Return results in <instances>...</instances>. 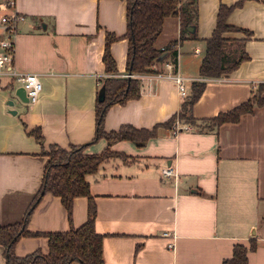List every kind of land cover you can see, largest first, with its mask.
<instances>
[{"label": "crops", "instance_id": "obj_1", "mask_svg": "<svg viewBox=\"0 0 264 264\" xmlns=\"http://www.w3.org/2000/svg\"><path fill=\"white\" fill-rule=\"evenodd\" d=\"M239 0H197L196 39L178 42L177 18L164 20L155 46L163 49L177 41L176 73L205 88L192 107L193 129L174 136L159 126L144 146L130 141L109 148L127 158L103 162L86 175L96 208L95 230L103 235L104 264H222L237 244L256 248L247 252L246 264H264V106L241 115L237 123L209 128L210 118L246 101L252 89L264 83V3L244 0L226 24L241 31L223 34L243 40L249 59L230 74L202 78L198 71L204 40L211 36L220 5ZM18 23L12 69L38 74L42 83L34 104L13 96L16 84L0 78V226L20 222L38 192L48 157L29 135L39 128L46 149L88 144L87 154L107 147L105 139L90 143L96 131V100L101 79L123 77L128 40L125 0H14ZM119 37L110 45L116 73H105L102 61L105 35ZM247 32V33H246ZM199 52L196 53L195 50ZM140 80V95L115 104L105 113V132L121 126L152 129L181 111L183 100L175 82L155 62ZM12 85V87H10ZM264 97V92L262 93ZM13 100L15 115L6 102ZM171 165L178 176L163 179L160 169ZM87 218V199L73 200L71 220L59 197L45 194L27 223L31 232H67ZM174 235L165 237L164 233ZM173 243L168 248L169 242ZM48 253L45 237H22L13 248L17 257ZM0 264H7L0 245Z\"/></svg>", "mask_w": 264, "mask_h": 264}, {"label": "trees", "instance_id": "obj_2", "mask_svg": "<svg viewBox=\"0 0 264 264\" xmlns=\"http://www.w3.org/2000/svg\"><path fill=\"white\" fill-rule=\"evenodd\" d=\"M244 0H239L230 6L220 5L218 8L215 27L211 36L204 40L205 47L201 59L198 74L202 78H220L235 71L239 65L248 60L245 53L243 40L228 39L223 36L230 31H241L238 28L226 24L230 12L239 7ZM127 12L126 33L122 36L128 40V53L126 60V72L143 74L149 71L157 59L164 56L175 63L177 52L172 47L177 41L159 49L155 46L156 39L161 32L163 22L168 17H175L180 26L178 42L189 38L196 39L197 0H125ZM264 3V0H262ZM192 27L191 32L188 28ZM247 33V32H246ZM119 39L118 36L106 33L102 61L105 73H116L115 62L110 54V45ZM105 88V97L102 102L96 100V131L90 143L99 139L107 141V147L98 154H87L85 148L88 144L70 146L63 149L56 145H50L46 149L42 145V136L39 128L28 132L41 144L42 155L48 157L40 188L28 206L23 219L20 222L0 226V245L4 248L7 264H104L102 254L103 235L95 230L96 208L90 195L89 183L86 175L95 174L100 165L110 158H127L124 154L113 152L109 146L118 141H130L137 147L156 136L159 126L171 127L175 116L166 122L154 126L152 129H136L123 125L117 131L105 132L103 120L106 111L115 104L137 99L140 95V80L136 77H105L101 79L100 86ZM12 87V85H10ZM205 83L192 81L190 91L181 104L179 116L182 120L194 123L192 107L199 99ZM264 83H259L256 89H252L251 96L238 106L218 113L207 120L208 127L218 128L224 123H237L241 115L252 114L255 107L264 106ZM45 194L59 197L67 218L71 220L73 200L77 197L87 199V218L78 228H70L67 232H31L27 229V223L32 210ZM45 237L47 239L48 253L42 255L35 252L25 257H17L13 248L22 237ZM256 243L250 241L246 248L237 244L233 247L232 255L224 259L222 264H246L247 252L254 251Z\"/></svg>", "mask_w": 264, "mask_h": 264}, {"label": "built area", "instance_id": "obj_3", "mask_svg": "<svg viewBox=\"0 0 264 264\" xmlns=\"http://www.w3.org/2000/svg\"><path fill=\"white\" fill-rule=\"evenodd\" d=\"M23 19L24 17L14 10V0H0V78L5 75L10 76L15 84L24 88L28 99L27 104H34L37 102L42 90V83L39 75L35 73L17 72L11 67L15 53V38L17 36L18 23ZM172 47L176 50L177 44ZM195 52L198 53L199 50L196 49ZM162 63L168 72H159L157 77L171 78L176 84L179 97L184 100L187 96L185 79L176 73V66L172 60L165 59ZM123 77L133 78L135 74L127 73ZM170 128L172 134L176 136L181 132L191 131L194 127L191 123L182 120L179 113H177ZM160 175L163 179L172 178L175 183L177 182L178 173L175 167L171 165L161 168ZM163 235L172 239L174 238V235L168 232ZM167 247H173L172 241L167 244Z\"/></svg>", "mask_w": 264, "mask_h": 264}, {"label": "water", "instance_id": "obj_4", "mask_svg": "<svg viewBox=\"0 0 264 264\" xmlns=\"http://www.w3.org/2000/svg\"><path fill=\"white\" fill-rule=\"evenodd\" d=\"M193 30L192 27H189L188 28V31L191 32ZM164 60V56L160 57L159 59H157V62H161ZM13 96H15L21 103L23 104H27L28 103V99H27V96H26V93H25V90L22 86H16L14 88V91H13ZM104 97H105V88L103 85H101L97 91V101L98 102H102L104 100ZM7 106H8V112L9 114L11 115H15L16 114V110L13 109V105H14V102L13 100H8L6 102Z\"/></svg>", "mask_w": 264, "mask_h": 264}, {"label": "rangeland", "instance_id": "obj_5", "mask_svg": "<svg viewBox=\"0 0 264 264\" xmlns=\"http://www.w3.org/2000/svg\"><path fill=\"white\" fill-rule=\"evenodd\" d=\"M2 12H4V11H2ZM16 86H18V84H16ZM110 159H113V158H110ZM110 159H108V160H110ZM73 264H77V263H73Z\"/></svg>", "mask_w": 264, "mask_h": 264}]
</instances>
